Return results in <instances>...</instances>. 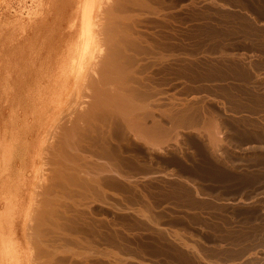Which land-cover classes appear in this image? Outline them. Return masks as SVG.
<instances>
[{
	"label": "rangeland",
	"instance_id": "1",
	"mask_svg": "<svg viewBox=\"0 0 264 264\" xmlns=\"http://www.w3.org/2000/svg\"><path fill=\"white\" fill-rule=\"evenodd\" d=\"M70 1L71 0H0V97L2 98H0V107L2 108H0V121L2 120L0 122V139L4 135V132L13 129L17 130V126L19 127L18 130H23L27 124L35 120L39 113L45 116H42L44 121L49 116V119H46L47 121L45 123L42 121V126L44 125L45 128H39L40 130L42 129V134L45 133L44 136L46 138V141L41 145L42 156L36 159V161L39 159L38 162L35 161V163L29 167L31 170L35 169L34 171L32 170L30 172V169L27 170L25 176L26 180L24 179L25 182L27 181V185L23 182L22 188L24 189L21 188V194L19 195L20 197L22 196V199L20 197L18 198V201L20 200L21 203L18 202L17 204V207H19V204L21 207L16 209L10 224L14 236L13 240L19 248V250L17 248V252L18 255L20 254L19 258L22 264H26L27 262L28 264H264V228L262 229V226L264 227V181L258 186L259 189L257 188V191H263H261L260 194L259 191L258 193L257 191L256 193L254 192L255 194L252 193L254 196L253 198L250 191L248 192L249 188L247 185L244 183H240L238 187L234 185L236 182V174H234V168L232 167L233 148L235 147L232 146L234 143L231 134L235 117L240 118V116L242 117L245 113L246 115L244 114L243 116L249 119L251 115L249 119L250 124L253 122L251 127L255 128L254 130L256 133L259 132L260 121L262 124L264 123V99L260 96L264 95V80L262 79L264 78V49L262 48L264 45L261 44L264 42V39H261L264 38L262 37L264 33H260L257 29H252V31L251 27L249 28L251 24H248V22L244 20L251 17L249 15V17H246L247 14H250L247 10V0H233L234 2L236 1L235 3H238L236 6L237 8L233 11L229 4H212L217 3L216 0H195L192 2L203 3L202 6L191 7L189 9H192V11L197 10L199 16L205 23H210L209 20L213 19V17L221 18V21L226 20L228 23L230 22V30H232L231 33H229L230 30L227 24L216 25L215 30L220 28V31L218 30L220 37L216 36V40H206L205 43L203 42V44H214L215 47L208 49H205V47L202 50H213L214 52L217 51L218 54L214 56L205 54L206 56L204 55L198 58H190L188 56L171 57V18L173 19V17H175L178 20L183 19V21L186 20V18H182L183 12L185 11L181 8L176 9L173 12L174 15L171 14L169 3H185L186 0H143L145 3L142 4H133L132 0H129V3H127L128 0H97V2L99 1V6L96 5V10L93 13V29L94 32H96V36L97 33L99 34L98 38L102 40V35L106 33V22L109 18V14H112L109 12V9L111 12H114V15L116 14L117 17H119L125 12L122 9L127 7L129 8L126 10L127 14L135 16L138 20L137 27L143 40L145 42H151L150 44L153 46L152 53L148 56L145 54L142 55L135 61L136 63L132 65L139 68L143 75L150 78L153 83L152 86H154L152 87L153 89H151V91L153 90L152 93H149V95L151 94L152 96H150V98L148 97L149 99L147 100L151 101L149 106L151 108L150 110H153L150 112L151 115L149 113L146 124L153 125L149 127L154 129L155 138L151 141L152 145L150 144L151 146L149 145L147 147V144L145 145V143L140 140H135L134 148L132 149L135 151L138 158L140 156V163L146 160L148 165L147 167H143L142 164H138L137 166L130 167L124 164L120 167L119 172L122 175L127 177L130 176L134 178L132 180H136H131L132 183L128 181L130 185H128L126 179H120L121 181L119 179L117 181L109 180L112 177H107L108 175L104 174L106 177L105 186L110 191L109 194H106V197L101 195H98L99 197L95 196L96 193H91V191L86 188V185L83 186L84 184H80L79 190L77 189L78 191H76L77 194H70L71 196H68L69 194L67 193H62L61 187L57 186V188H59L58 190L55 186L56 189L54 190L58 191L54 192H59V194L62 195L64 194L68 197L67 199L73 198V195H80L78 198H73L76 199V203L79 202V205L75 204L72 207L75 208V210L77 208L79 212L83 210L81 213L88 211L86 215L90 216L92 220L94 218L92 230L90 228L83 230L88 239H95L93 240L94 242L91 241L94 246L92 244L86 248L76 246L81 250L84 248L85 250H90L92 252L91 254H93L90 255V257L82 259L83 261L81 259L76 260L78 256L76 257V255H74L76 258L72 257L73 254L71 255V252L65 251L63 246H59L52 242H39L35 239L37 235L36 230L38 229L35 226L39 224L37 223L36 225L35 222L37 220L41 222V220L38 219V215L41 212V205L43 206V201L46 197L45 192H47V190L45 187L48 186V184L49 186L50 184L52 185L51 180L54 179L56 172V164H54L55 162L52 161V158L59 152L58 150L61 149V146L63 147V145L67 144L72 138L70 128L72 127V123H74L73 121L80 115L78 113H80V111L81 113L82 111H86L87 107L92 104H90V99L93 100L94 97L91 95L90 90L93 89L99 77L98 75H100L99 70H101V66H99L100 61L98 60L101 54L100 48L102 45L104 46L102 42H100L99 49L96 48L95 50L96 46L93 45V52L85 54V56L82 57L83 62L81 61L71 68L68 67V70L58 71L57 62H59L63 52L66 51L71 39L73 40L75 36V33L69 28V23L66 20L70 16V13L75 10L70 4ZM231 1L232 0H220L218 3H230ZM239 4L242 7L239 6ZM243 4L246 5L244 6ZM238 11H240L241 14ZM244 11H247V14ZM236 19H240V22L238 23L239 20ZM235 20L237 24L234 23ZM261 21H264V16H258L255 26L260 24ZM242 23H244V25ZM238 24L240 26H238ZM262 26L264 27V24ZM239 27L240 29H238ZM245 28H247V32ZM262 29V32H264V28ZM248 31L251 35L248 34L247 36ZM214 34L217 35L218 32L214 31ZM252 35H254V37H252ZM241 37L244 38L242 39ZM240 38L242 41L247 40L245 42L248 44L239 47V51L237 50L236 52L239 54L242 53L243 55L245 54L244 56L249 58L241 54V59L246 63L250 62V64L247 63V67L249 69L253 67L252 72H254V79L257 81L261 80L255 83L256 86L259 85L258 87L261 88L257 87L258 89L254 88L250 91L244 88L247 90V93H245L250 103L245 101L244 104H240L241 107L238 110L234 102L230 100L233 97L231 95L233 93L232 84H234L236 76L235 65H232L233 62H231L234 61V57L230 56L234 54L235 49H233L234 46L230 44ZM259 39L261 40L259 41ZM257 44L260 48H258ZM33 48L35 51L32 53L31 50H34ZM154 48H157V51ZM253 48L254 51L252 50ZM219 50H222V52ZM246 50L247 52L245 53L244 51ZM251 52L256 55L251 54L250 56ZM219 53L223 55V57L219 55ZM247 53L249 56H247ZM32 54L34 55L32 56ZM260 54H262L261 57ZM23 55L26 56L24 57ZM162 56L165 58L163 57L162 59ZM232 57L233 59L229 60ZM26 58H30L31 60H27ZM224 58H227L228 62L226 60L224 61ZM214 59L215 61H213ZM222 61L227 65L223 64ZM251 61H254L253 63L256 67ZM54 62L56 64H53ZM192 62H197L198 64L192 66ZM219 62L223 65L221 66ZM29 63H32L33 66ZM34 65L37 68L34 67ZM54 65L56 66L53 67ZM213 65H216V68ZM50 67L53 68L51 69ZM261 67L263 68L261 69ZM46 68L47 71L48 68L50 70L48 71L49 75L46 76L48 78H45L43 81L45 84L42 82L40 86H45V88L42 89L46 91L50 89L47 93L44 90L42 91L44 95L50 93L48 97L50 96L51 98L45 96L49 100H45L44 95L38 93L40 88L38 83H35L37 82L36 80L39 74L42 72L40 70L46 71ZM213 68L216 70L215 72L212 70ZM55 69L57 73H55ZM258 69L263 72L258 71ZM23 70L25 71L23 72ZM62 71L63 74L61 75ZM255 71L257 74H255ZM22 72L23 74H20ZM261 75L263 77H261ZM51 76L53 81L50 80ZM257 76L258 78H255ZM59 77L60 79L58 80ZM245 77L244 81L246 78L249 80L248 77ZM63 79L65 81H62ZM248 80L245 81L246 83L244 81L242 82L246 87ZM196 81H198L200 85L198 87H193L192 83ZM61 82L64 84H61ZM102 84L106 85L105 82H102ZM180 84H183V86L177 88ZM55 85L59 87H54ZM34 86H36V89H34ZM251 86L250 84L248 88L252 89V87H254ZM56 88H58V90ZM59 90L61 93H57ZM259 90L263 94H259ZM3 92L6 94L2 95ZM39 94H42L44 99H42V96ZM29 95L30 97L35 95L38 99L35 98L34 101V99L30 98L29 100ZM251 96L254 97L252 98ZM261 98L262 101H260ZM251 99L253 102H251ZM255 99H258L260 102L258 100L255 101ZM41 101L43 103H40ZM30 102L31 104L33 103L31 106H33V112L35 111L34 113L38 114H36L37 116L33 114V117H31L32 115L30 114H32V111L30 112L29 110H32V107H28ZM36 102H38V104H36ZM44 102L48 105L47 108ZM254 102L257 103V105H255ZM230 104H232V106ZM259 104L261 106L263 104V108ZM246 106H248L247 108L249 110L246 109ZM256 106L260 109L259 111ZM252 107L253 109H251ZM250 109L252 111L256 109L254 112L258 115L255 114L254 117V112ZM233 111L236 114H234ZM14 114L16 116L15 119H13L15 117ZM27 114L30 116L27 117ZM260 114L263 116L260 117ZM8 119H10V121ZM253 119H256L258 124ZM8 121L10 123H8ZM12 121L13 123H11ZM46 123H48V125ZM219 133L222 135V141L218 145L217 142H219L220 139ZM255 137L258 139L257 141H259V136ZM257 141L256 143L258 145L256 144V146L259 148L261 141ZM259 150L262 151L260 148ZM241 152V157L247 154L245 151ZM243 153L244 155H242ZM87 160V166L88 163L93 165L90 159L88 162ZM149 164L151 166H149ZM89 166L87 168L89 172H92L94 170L92 168L95 166H92V171L89 169ZM13 167H18V163H14ZM37 168L40 170H37ZM41 174L43 178L39 179L42 177ZM3 182L4 177H0V187L3 185ZM129 186H131V188ZM0 189L1 214L5 208V199L3 197V188L1 187ZM83 190L86 191V193L88 191L90 193L88 192L87 195H84ZM90 194H93L95 197L93 198L92 195L91 197L88 196ZM62 195L59 196V199ZM82 195H84V197ZM31 196L33 200H30ZM87 196L90 198H87ZM59 199H56V201L58 200L57 202H59ZM67 199L63 201L65 203H71V201H67ZM78 199H81V201ZM82 200L84 201L82 202ZM253 200L256 202H253ZM257 202L259 203L258 205ZM85 206H89L90 208H86ZM251 206L254 207V209L259 207L256 209L257 214H254L256 218L251 216V212L249 213L252 208ZM25 210L27 213L29 212L32 214H27ZM37 210H39L38 213L36 212ZM34 211L37 214V220L34 216ZM29 215H31V217H29ZM250 216L253 219H251ZM253 223L256 225L252 226ZM98 230H100L101 233ZM99 239L100 241L97 242ZM44 244H47L48 247ZM47 248H49V251ZM52 248L53 250H50ZM58 248H60V250ZM107 249L111 250V255L105 252ZM62 253H65V255ZM106 254L107 256H105Z\"/></svg>",
	"mask_w": 264,
	"mask_h": 264
},
{
	"label": "bare ground",
	"instance_id": "2",
	"mask_svg": "<svg viewBox=\"0 0 264 264\" xmlns=\"http://www.w3.org/2000/svg\"><path fill=\"white\" fill-rule=\"evenodd\" d=\"M247 1H248L247 10H248V12H250V14H247V11L246 12L244 11V12L247 14V15L245 14L246 17L249 15V16H251L250 17L251 19L246 18L244 20L246 22H248V24H251V25H249V28L251 27V30L257 29V31H260V33L263 34L264 32H262L263 31L262 28H264V27L262 25L264 24V21L263 22L261 21L260 24H257V26L259 25L258 27L255 26L256 25L255 23L258 19V16H261V17L264 16V0H247ZM98 2H97V0H71L70 1V4L73 6V8H75V10L70 13V16L66 20L69 23V28H71V30L75 33V36H74L73 40L71 39L70 44L68 42L69 45L67 46L66 51H64L63 54L61 52V54H62V56L60 55L61 59L59 60V62H57L58 71L59 70H68L67 69L68 67L71 68L72 66H75L76 64L80 63L82 61V57L85 56V54H87L89 52H93L92 47L96 46L95 50H96V48L99 49L100 42H102V43H104V46L102 45L100 48L101 54H100L99 60H98V61H100L99 66H101V70H99L100 75H98L99 77H98L95 85L93 86V89L90 90L91 95H93V97H94L93 100L90 99V101H91L90 104L91 103L92 104L87 107L86 111H82V113L80 111V113H78L80 115L75 119V121H73L74 123H72V127L70 128V131L72 133V138L70 139L69 142L67 141L68 143L66 142L67 144L63 145V147L60 145L61 149H59L58 150L59 152L57 154H55L54 158H52L53 159L52 161H54L55 162L54 164H56V166H55L56 172H55L54 179H52L53 182L51 180L52 185L50 184V186H49V184L47 183L49 187L48 186L45 187L47 192H45L46 197L44 196L45 197L44 201H43L44 204H43V206L41 205V209L42 208L43 209L42 210L40 209L41 212L38 215L39 218L36 217L37 216L36 212L38 213L39 210H37L36 212L34 211L35 212L34 216L36 217V220H37V218L41 220V222L40 221L38 222V220L35 222L36 225H37V223H39L37 225L38 227L35 226L36 228H38L36 230L37 235H36L35 239H37V241H39V242H42V241H44V243L45 242H52V243L58 244L59 246L60 245L63 246L64 247L63 249L65 251H68L69 253L71 252V255L73 254L72 257H74V255H76V257L78 256V258L74 257V258H76V260L86 259L87 257H90V255H93V254H91L92 252L90 250H85V248L89 247L92 244L91 241L95 240V239H92V240L88 239V237L85 235V232L83 231L87 228L88 229L93 228L92 222H93L94 218L92 220L90 218V216L86 215V212H88V211L81 213L83 210L82 211L80 210L81 212H79L77 210V208L75 210V208L72 207L75 204L79 205V202L76 203L77 202L76 199H73V198H78L80 196V195L74 196L75 194H77L76 191L79 190V185L80 184L81 185L84 184L83 186L86 185V188H88L91 191V193L94 192L97 194V195L95 194V196L101 195V196H105V197H106V194L110 193V191L105 186L106 177L104 174H107L108 175L107 177H112L109 180H116L117 181L118 179L119 180L120 179H126L128 185H130V183H132V181H136V180H132L134 178H132L130 176L127 177V176L122 175L119 172L120 167L124 164H126L130 167L131 166H137L138 164H142L143 167H147L148 162L146 160H144V161H141L142 163H140V159H139L140 156L138 158L135 154V151L132 150L134 148V141L140 140L141 142L145 143V145L147 144L146 145V147H147L151 144V141H153V139L155 138L154 129L149 127V126H153V125H147L146 124L149 113L153 110V109L150 110L151 108L149 106V103L151 101H147V100L150 98V96H152L151 94L149 95V93H152L153 90L151 91V89H153L152 87H154V86H152L153 83L151 82L152 80L150 78H148L146 75H143V73L141 72V70L139 68L132 66L133 64L136 63L135 61H137V59L140 58L142 55L145 54L148 56L150 53H152L151 51H152L153 46H151L152 45V44H150L151 42L149 43V42H145L143 40V37L140 35L138 27H137L138 20L135 16H131V15L127 14L126 10L129 9L127 7L122 9L126 13L123 11L124 13L122 15H120L119 17H117L116 14L114 15L113 14L114 12H111L110 9L108 8L109 12L112 13L113 15L109 14V18L107 17L108 18V20L106 22L107 23V26H106L107 29L103 26L106 29V31H105L106 33L105 34L102 33L104 35L101 34L103 36V37H101L102 40L100 38H98L99 34L97 33V36H96V34H95L96 32H94V29H93V25H94L93 13L96 10L95 9L96 5L99 6ZM127 3H129V0L127 1ZM127 3H125V4H127ZM132 3L133 4L134 3L142 4L145 2H143V0H132ZM241 5H242V2H241ZM241 5L239 4V6H241ZM243 5L245 6L246 4H243ZM238 12L240 13V11H238ZM240 17H241V15H240ZM236 20H239L238 23L240 22V19H236ZM236 20L234 23H236ZM242 24L244 25V23H242ZM240 25H241V23H240ZM240 25L238 24V26H240ZM246 27H248V26H246ZM238 29H240V27ZM246 29L247 28H245V30ZM234 30H235V28H234ZM237 32L240 33L239 31H237ZM246 32H247V30H246ZM248 34L251 35L249 33V31L247 33V36H248ZM252 37H254V35H252ZM262 37H264V36L262 35ZM237 39H236V41H234L235 40L234 39L233 40L234 42L233 43L231 42V44H230V45H233L234 46L233 49H235L234 54L231 53L232 55H230V56L234 57V61H231V62H233L232 65L234 64L235 65L234 67L236 68V73H235L236 76L234 79V84H232L233 89L230 88L233 90V93L231 94L233 97L230 100L232 102H234L235 106H237V109L239 110L241 105L244 104L245 101L249 100L246 97L247 90L250 91V90H253L254 88H257L259 85L256 86L255 83L258 81H261V80L257 81L254 79V74H253L254 72H252L253 67H252V69L250 67L251 70L247 67L248 66L247 63L250 64V62L246 63L243 59H241L242 53L239 54L238 52H236L239 49V47H243L244 45L248 44L245 42L247 40L242 41V39L241 40L240 39L237 40ZM261 39H264V38H261ZM261 39H259V41ZM250 41H251V39H250ZM262 42H263V40H262ZM204 43H205V41H204ZM250 43H249V45H250ZM257 43H258V41H257ZM261 44L264 45V42ZM257 45H255V46H257ZM35 48H37V47H35ZM258 48H260L259 45H258ZM262 48L264 49V46H262ZM246 49H247V46H246ZM252 50L254 51V48ZM31 51L33 53L35 51V49L31 50ZM224 51H226V50H224ZM30 52H28V53H30ZM36 52H39V51H36ZM220 52H222V50ZM244 52L246 53L247 50ZM227 53H229V52H227ZM259 53H260V50H259ZM34 54H32V56ZM223 54H225V53H223ZM251 54H254V53L251 52L250 56H251ZM26 55H28V54H26ZM219 55H221V54L219 53ZM244 55L242 54V56H244ZM254 55H256V54H254ZM261 55L262 54H260V57H261ZM221 56L223 57V55H221ZM247 56H249L248 53H247ZM24 57H22V58H24ZM163 57L164 56H162V59H163ZM233 57L230 58L229 60H232ZM244 57H246V56H244ZM246 58H248V57H246ZM29 59L30 58H28L27 60H29ZM56 60H57V58H56ZM223 60L227 61V58L226 59L224 58ZM213 61H215V59ZM218 61H219V59H218ZM261 61H263V60H261ZM253 62L251 61V63L253 65H255ZM222 63L225 64V62H223V61H222ZM53 64H56V63L54 62ZM219 64H220V62H219ZM21 65H23V64H21ZM26 65H27V63H26ZM35 65H34V67H36ZM225 65H227V64H225ZM232 65H230V66H232ZM32 66H33V64H32ZM55 66L56 65H54L53 67H55ZM210 66H211V64H210ZM213 66L215 67L216 65H213ZM249 66H251V65H249ZM30 67H29V69H30ZM255 67H256V65H255ZM21 68H22V66H21ZM21 68H20V70H21ZM23 68H25V67H23ZM229 68H231V67H229ZM262 68L263 67H261V69ZM212 70H214V68ZM24 71L25 70H23V72ZM40 71H42L41 74H39L38 78L36 77L37 80L35 79L37 81L35 83H38V86L40 88L38 93H42V91L44 90L42 88H45V86L43 85L44 87H41L40 84H42V82L45 80V78L46 79L48 78L46 76L49 75L48 71H50V70L48 68V71H47V68H46L47 73L45 70L43 71L42 69ZM215 71L216 70H214V72ZM258 71H260V70L258 69ZM23 72L20 74H23ZM221 72H222V70H221ZM260 72H263V71H260ZM260 72H259V74H260ZM55 73H57V70ZM222 73H221V76H222ZM230 73H229V75H230ZM62 74H63V71L61 72V75ZM255 74H257V72ZM53 76H55V75H53ZM245 76L248 77L249 80ZM60 77H62V76H60ZM60 77L58 78V80L60 79ZM244 77L246 78L245 81L248 80V84L250 83L252 86H254V87L251 86L252 89L248 88V86L250 87V84L249 85L247 84V87L245 85H243L242 82L244 81ZM261 77H263V76L261 75ZM66 78H67V76H66ZM233 78H234V76H233ZM255 78H258V76ZM52 79L53 78L51 76L50 80H52ZM64 79L62 81H65ZM262 79L264 80V78H262ZM50 80H49V82H50ZM102 82H105L106 85H103ZM47 83H48V81H47ZM52 84H54V83H52ZM56 84H58V83H56ZM61 84H64V83L61 82ZM65 85H66V82H65ZM56 86H58V85H55L54 87H56ZM34 87H35L34 89H36V86H34ZM244 88H246L247 90ZM258 88H261V87H258ZM56 89L58 90V88H56ZM257 89H255V90H257ZM48 90H50V89H48ZM48 90L47 91L44 90V91H46V93H47ZM37 91H36V93H37ZM9 92H10V90H9ZM53 92H56V91H53ZM58 92H60V90L57 91V93ZM229 92H231V91H229ZM36 93H34V94H36ZM38 93H37V95H38ZM260 93H262V92H260V90H259V94ZM5 94L6 93L3 92L2 95H5ZM42 94H39V95L42 96ZM49 94L50 93H48L47 95L46 94L45 95L43 94V95H44V97L45 96L48 97ZM51 95L54 96L53 94H51ZM250 95H251V93H250ZM260 96L264 99V95H260ZM28 97H29V100H30V98H32L35 101V98L37 96L33 95L30 97V95H29ZM44 97L42 96V99H44ZM56 98H55V100H56ZM262 98L260 99V101H262ZM1 99H0V101H1ZM36 99H38V98H36ZM46 99L47 98L45 97V100ZM258 99H255V101ZM40 100H41V97H40ZM47 100H49V99H47ZM42 101L40 103H43ZM145 101H147V102H145ZM38 102H36V104H38ZM51 102L53 103L52 100H51ZM251 102H253L252 99H251ZM226 103H227V101H226ZM248 103H250V102L248 101ZM32 104L30 102L28 107L31 106ZM44 104H46V103L44 102ZM254 104L257 105V103H255V102H254ZM263 104H262V106L260 104L259 105L263 108ZM41 105H43V104H41ZM230 105L232 106V104H230ZM3 106H4V104H3ZM47 106L48 105L46 104L45 107L47 108ZM49 106H51V105H49ZM258 106H256V108ZM31 107H32V110H29L30 112L32 111L31 112L32 114H30V115H32L31 117H33V114L35 116H37L38 114L36 113L37 114L36 115L34 113L35 111L33 112V106H31ZM34 107H35V105H34ZM247 107L248 106H246V109H248ZM37 108H39V107H37ZM262 108H261V110H262ZM42 109H43V106H42ZM251 109H253V107ZM257 110L259 111L260 109L257 108ZM254 111H252V112H254ZM15 112H17V111H15ZM238 113H239V111H238ZM234 114H236V113L234 112ZM248 114H250V113H248ZM255 114L256 113L254 112V117H255ZM30 115L27 114V117ZM150 115H151V113H150ZM243 115H242V117L240 116V118L235 117V119L233 120V125H232L233 130H232L231 136H233V143H234V145H232V146L235 147V148H233L234 153H233V159H232L233 160V162H232L233 166L232 167L234 168V170H233L234 174H236V178H235L236 182L234 181L236 184L234 183V185H236L238 187V185L240 183H244L245 185L248 186L249 190L248 189L247 190H248V192L250 191V194L252 195V193L253 194L256 193L258 186L260 184H262V182L264 181V125H263L264 123L262 124V122L259 120L260 121L259 132L256 133L254 130L255 128L251 127L252 126L251 124L253 122H251V124H250L249 119L251 118V115H250L249 119L244 117ZM256 115H258V114H256ZM14 116H15V114H14ZM42 116L45 117L44 115H42V114L40 115V113H39V115L35 118V120H33L31 123L27 124L25 126V128L21 131L18 130L19 127L17 126L18 131L13 129L11 131L4 132V135L0 139V177H2V178L4 177V182H3V185L1 187L3 188V191H4V196L3 195L2 196L5 199V201H4L5 208H4V211L0 214V264H22V262L19 258L20 254L18 255V252H17L18 247L16 246V242L13 240L14 236H13V231H12V228L10 227V224L12 222V218L14 216L16 209L21 207L20 204H19V207H17V204H18V202H20V200L18 201V198L20 197L19 195L21 194V188L23 187V182H25V180H26L25 176L27 174V170L30 169L29 167L35 163L37 158L42 156L41 155V153H42L41 145H42V143H44V141H46L45 140L46 138L44 136L45 133L42 134L43 131H41L42 129L40 130L39 128L44 127V125L42 126V124H43L42 121L45 123L49 119V116H48V118H46L47 120L45 119V121H44ZM252 116H253V114H252ZM262 116L263 115H261L260 117H262ZM1 117H2V114H1ZM15 118H16V116L13 119H15ZM256 118H258V117H256ZM8 120L10 121V119H8ZM31 120H32V118H31ZM253 120H255V122H256V119H253ZM9 121H8V123H10ZM13 121L11 123H13ZM28 122H29V120H28ZM46 124L48 125V123H46ZM47 125H45V126H47ZM5 127H8V126H5ZM256 128H257V125H256ZM44 132H45V130H44ZM255 136H259L258 137L259 141H261L260 142L261 145L259 146V148L262 151H260L259 148L256 146V144H257L256 141L258 139H256ZM219 138H220L219 142H217L218 145L222 141L221 133H219ZM254 140H256V141H254ZM259 141H257V142H259ZM241 151L242 152L245 151V152H247V154H245L244 157L243 156L241 157L240 156ZM242 155H244V153ZM87 159L88 160L90 159L91 160L90 162H92L91 164H93V165H90L88 163V166L90 165L89 166L90 170H91L92 166L96 167V169H95V167L92 168V169H94L93 170L94 172L92 170H91L92 172H89V170L87 168L88 166L86 165ZM40 160H41V158H40ZM88 160H87V162H88ZM38 161H39V159H38ZM38 161H36V162H38ZM14 163H16V164L18 163V167L14 168L15 167V166L13 167ZM39 165H38V167H39ZM149 166H151V165L149 164ZM149 169H151V168H149ZM32 170L34 171L35 169H32ZM32 170L30 169V172ZM37 170H40V169L37 168ZM127 170H125V171H127ZM36 176H38V175H36ZM41 176H42V174H41ZM37 178H39V177H37ZM41 178H43V176L40 177L39 179H41ZM26 183H27V181L25 182V184ZM55 186H56V188H57V186L61 187L62 193L63 192L65 194L67 193V194H69L68 196H71L70 194H74L73 198L67 199L68 197L65 196L64 194L63 195L59 194V192L56 193L59 190V188H57L58 190L56 191V190H54V189H56ZM129 187L131 188V186H129ZM134 187H136V186H134ZM22 189H24V188H22ZM83 189H85V188H83ZM54 191H56V192H54ZM258 191H257V193H258ZM261 191H263V190H260L259 194ZM88 192L86 193V191H84V193L83 192L82 193L84 195H87ZM80 193H81V191H80ZM112 194H114V193H112ZM60 195H62V196L59 199ZM84 195H82V196L84 197ZM91 195L93 196V194H90L88 196L91 197ZM88 196H87V198H90ZM95 196H93V198ZM113 196H115V195H113ZM116 197H117V195H116ZM85 198H86V196H85ZM93 198H92V201H93ZM253 198H254V196H253ZM31 199H32V196L30 197V200ZM56 199H59V202H57L58 200L56 201ZM66 199H67V201H71V203H69V202L65 203L64 201ZM81 199L80 200L78 199V200L81 201ZM62 201H63V203H62ZM83 201L84 200H82V202ZM94 201H95V199H94ZM98 202H100V201H98ZM253 202H256V201L253 200ZM30 203H31V201H30ZM32 203H34V202H32ZM82 204H84V203H82ZM82 204H81V207H82ZM87 204H88V202H87ZM100 204H102V203H100ZM258 204L259 203L257 202V205ZM31 205H33V204H31ZM103 206H104V203H103ZM88 207L89 206H87L86 208H88ZM257 208H259V207H257ZM256 209H254V207H252L250 209L251 211H249V213L251 212L250 213L251 216L255 217V218H256V216H254V214H257ZM260 209H259V211H260ZM18 210H20V209H18ZM31 210H32V208H31ZM25 212L27 213L26 210H25ZM27 214H32V213L28 212ZM25 216H28V215H25ZM29 217H31V215H29ZM252 217H251V219H253ZM27 219H28V217H27ZM29 220H30V218H29ZM31 220H32V218H31ZM254 225H256V224L253 223L252 226H254ZM99 228H97V229H99ZM263 228L264 227L262 226V229ZM100 230H101V228H100ZM100 230H98V231L100 232ZM88 231H90V230H88ZM96 233H98V232H96ZM89 234H91V233H89ZM91 238H92V236H91ZM99 241H100V239L97 242H99ZM109 241H112V240H109ZM39 244H41V243H39ZM45 246L48 247L47 244ZM76 246L85 247V248L83 250H81V249L77 248ZM43 248H45V247H43ZM48 249L49 248H47V250ZM58 249L60 250V248H58ZM18 250H19V248H18ZM50 250H53V248ZM64 250H63V252H64ZM58 252H60V251H58ZM58 252H56V253H58ZM105 252H107L108 254L111 255V250L107 249V250H105ZM46 254H47V252H46ZM62 254L65 255V253H62ZM114 255H115V253H114ZM105 256H107V254ZM51 259H52V257H51ZM252 261H254V260H252ZM118 263H120V262H118ZM26 264H28V262Z\"/></svg>",
	"mask_w": 264,
	"mask_h": 264
},
{
	"label": "crops",
	"instance_id": "3",
	"mask_svg": "<svg viewBox=\"0 0 264 264\" xmlns=\"http://www.w3.org/2000/svg\"><path fill=\"white\" fill-rule=\"evenodd\" d=\"M195 0H186L185 3H169L170 5V11L171 14L174 15V11L176 9H183L185 12H183L182 18H186V20L183 21V19L178 20L175 17L173 19L171 18V43H170V49H172L171 57H180V56H188L190 58H198L203 57L205 54L207 55H217V51L213 50H202L203 48H214V44H203L204 41H212L216 40L215 37H220L219 35V29L215 30L216 25H228L230 30V22L228 23L226 20L221 21V18L213 17V19L209 20L210 23H205L203 19L199 16V12L192 11L191 7H199L202 6L203 3H192ZM198 1V0H196ZM219 2L220 0H216ZM232 0L230 3H212V4H229V6L232 8V11L236 9L238 3H233ZM208 25V26H206ZM219 30V31H218ZM215 32H218L217 35L214 34ZM231 33V30L230 32ZM200 49V50H199ZM187 50V51H185ZM192 66H196L197 62H192ZM202 70V69H201ZM193 87H198L200 83L198 81L192 83ZM183 84H180L177 88L182 87ZM203 86V83H202Z\"/></svg>",
	"mask_w": 264,
	"mask_h": 264
}]
</instances>
